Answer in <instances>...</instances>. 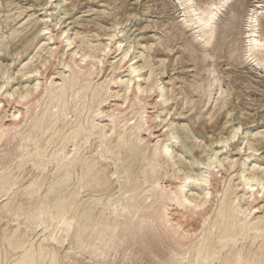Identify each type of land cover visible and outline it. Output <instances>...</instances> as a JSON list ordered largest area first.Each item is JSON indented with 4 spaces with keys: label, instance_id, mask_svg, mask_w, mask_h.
Instances as JSON below:
<instances>
[{
    "label": "bare ground",
    "instance_id": "bare-ground-1",
    "mask_svg": "<svg viewBox=\"0 0 264 264\" xmlns=\"http://www.w3.org/2000/svg\"><path fill=\"white\" fill-rule=\"evenodd\" d=\"M177 1L180 7L178 17L181 18L179 24L191 32L193 40L197 43L200 41L206 46L214 39L218 15L227 5L230 6L229 3L233 0H227V3L225 0ZM243 1L245 0H234L232 3L241 5ZM263 14L264 1L252 0L243 12V17H238L243 18L242 38H240L243 43L242 59L254 70L262 69V71L264 69V31L260 27V19ZM231 18L228 19L231 20ZM224 28L221 29L224 30ZM59 32L65 34V31L60 30ZM218 32L220 33V29L217 30V35ZM37 34L48 35L49 41L55 38L46 27L38 28ZM226 34L229 35V33ZM114 36L115 34H109L108 41L113 40ZM222 36L226 37L225 34ZM221 37L222 42L223 37ZM74 42L75 38H70L65 46L68 48ZM94 43L81 40L76 50L73 49L70 55L76 58L75 62L81 61L83 65L78 64V67H74V64H68V69L65 68L69 70L68 75L60 72L58 77L60 74L61 79L47 82L46 85L43 84L45 86L42 85L43 87H41V79L38 76L37 63L36 66H29V62L24 63L23 70L30 67V70H26H29L30 77L34 79L30 84L21 86L20 89H16L15 86L11 91L5 89V94L0 98V264H109L114 261L116 253L126 245L128 246L127 251L140 246L143 251L147 252V256L152 257L150 253L156 254L155 257L158 255V264H264V215L256 216V214L251 218L249 216L252 209L257 208L252 204L264 202V167L263 170L261 169V174L254 171L259 166H249L252 168L249 172L245 171L246 169L243 170L248 175H243L240 179L243 185L241 195H236L233 186L229 184L222 185L223 187L213 195L215 189L210 185L209 175L225 160L217 155V150L214 152L210 150L211 155L194 158L189 162H183L181 160L183 158L180 157L179 168L175 169L176 161L172 164L169 162L175 158L172 155L175 151V142L181 140L176 155L177 153L180 155L191 153L195 146L194 143L190 144L187 141L185 129L180 126L182 124L168 131L166 138L163 137L165 139L161 137L159 139L157 135H151L150 132L145 133L150 128L144 116L145 106L136 104L135 101L132 105H127L131 94L134 97L149 94L157 87L151 71L144 77V82L140 81L141 71L145 67L148 68L150 61L143 62L139 66H134L130 62L128 68L125 69L129 71L127 72L128 77L125 76L126 78L123 77L125 79L121 80L118 75L113 79V87L118 85L116 83L122 82L120 85L121 103L107 110L100 109L103 104H110V101H114V97H119V95L116 93V88V91L111 90L110 84L105 80L102 81L104 77L96 83H93L90 78L93 72L90 66L96 64L93 63L97 60L96 57L98 61L101 56L105 57L109 45L96 44L95 41ZM50 52H52L51 49L45 56H50ZM128 52L129 49L121 52L119 59L122 63L126 60ZM131 57L127 62L134 59V56ZM45 58H43L44 61ZM87 59L95 60L87 62ZM0 72L4 74L5 70L1 69ZM26 73L25 75H29ZM132 74H135L136 79H133ZM208 75L211 78L210 74ZM24 78L27 79L26 76ZM109 78L111 81L109 82L112 83V78ZM214 80L210 81L214 84L216 83ZM3 86L0 84V91ZM217 88L220 87L217 86ZM156 89L159 94L155 96L162 98L163 87L159 85ZM173 92L172 90L171 94ZM15 93L18 95L17 99H13ZM111 97L113 99H110ZM207 97L205 100H208ZM165 101V98L161 99V103ZM11 105H13L12 112L6 114L8 111L6 106ZM218 106L220 107L221 104ZM228 114L227 111L226 116ZM239 127L234 128L230 136L219 140L218 144L225 145L229 139L234 138ZM146 135L152 136V139L155 138L154 143L150 144ZM197 141L195 138V143ZM228 161L231 162V158ZM235 162L238 163V160ZM246 162L241 161V165L245 166ZM193 163L198 165L196 170L193 168L195 167ZM232 165L229 163V166ZM171 178L177 181H172ZM161 179H165L167 184H161ZM257 186L263 190V193H260L262 194L260 199L256 194L259 192ZM240 200L252 206L242 208L238 203ZM262 206L264 205L261 204L260 208ZM192 215H197L201 221L199 225L201 227L197 228L198 231L195 230L196 233L191 231L194 223L190 222L189 217ZM179 232L183 235L184 233L191 234L190 236L195 235V237L192 236L191 239L175 245L172 241L175 238L172 239L170 235L175 236L178 233L180 236ZM186 236L189 237V235ZM159 247H161L160 254L157 253ZM125 254L126 252L122 255L123 259Z\"/></svg>",
    "mask_w": 264,
    "mask_h": 264
},
{
    "label": "rangeland",
    "instance_id": "rangeland-1",
    "mask_svg": "<svg viewBox=\"0 0 264 264\" xmlns=\"http://www.w3.org/2000/svg\"><path fill=\"white\" fill-rule=\"evenodd\" d=\"M173 1L176 3H174ZM200 1H203V0H198L197 2H200ZM261 1H264V0H261ZM47 2H48V5H47ZM232 2H234V0L229 3L230 6L227 5L226 6L227 8L225 7L224 8L225 10L223 9L224 11L223 10L221 11V13L219 14L221 16L218 15V17L220 18L217 17V20H216L217 22L215 23V26L217 27L215 28V35L213 37L214 39H212L209 42V44L207 43V45L209 46H207L206 44H205L206 46H204V43L202 42L200 43L199 40H197L199 41L198 43L196 42V40H193L192 36L190 35L191 32L183 28L181 24H179L180 23L179 21L181 18L178 17V12H179L178 10L180 7L178 5L177 0H50V1L48 0H0V65L2 64L1 65L2 68L0 67V70L1 69L5 70L4 74H1L0 72V84L4 85L2 90L0 91V96H1L0 98H2L3 95L5 94L4 91L5 92L6 90L11 91L12 89H14V86L16 89H20L21 86L23 87L27 84H30V82L34 79L30 77V74H29L30 67L26 68L29 70H26V69H24L25 71L23 70V66L28 62H29L28 63L29 66H36V63H37L36 67L40 72V73L38 72V76L41 79V87H43L47 84V82L49 83L50 81L61 79L60 74L58 77V73L60 72L63 75L65 74L68 75L69 73V70H67L68 64L70 65L74 64L73 65L74 67H78V64L79 66L83 65V62L81 61L75 62L74 60L76 58L70 55V52L73 51V49L76 50V47L80 44L81 40L84 39V41H88L93 44H95L94 41L97 42L96 44H99V43L109 44L110 46L108 45V48L106 50L107 57L106 55L105 57L104 55L101 56V58H99L100 62L98 61V57L95 58L97 59L96 60L97 62L94 61L95 59H90V60L87 59V62L94 61L93 63L94 64L96 63L95 65L90 66L91 68L93 67L92 69L90 68L91 72L93 71L90 77L92 79V82L93 83L100 82V80L104 77L102 81L103 80L107 81V83L110 84L109 87L111 90L116 91L117 89L116 93H118L119 95V97L118 96L114 97L115 99L114 101H110V99H113V97H111L108 100V102L110 101V104H107V103L106 105L103 104L100 109L107 110L110 107H114L115 104L121 103L122 97L120 96V94L122 93V91L120 90L121 88L120 85L122 82L121 83L119 82L120 84L116 83V85L117 84L118 85L116 87H113L112 86L113 81H114L113 79H115L118 75H120L119 78L121 80H124L126 77H128L129 73L127 72L129 71H125V69L128 68L127 66L130 64V62L133 63L134 66H139L143 62L150 61V63H148L149 70L147 67H145L146 69L144 68V70L141 71V76L143 78L140 77V81L144 82V77L149 74V71H151L154 75L153 77H154L155 82L157 83V87L159 85L163 87L162 98H159L161 96H155L158 93V89H156L157 87H155L149 94L140 95L141 100L139 99L140 96L134 97V95L131 94L130 95L131 98L129 97L127 101V103L128 102L129 103L128 104L126 103L127 105L130 106L135 101L136 104L145 106L146 111L144 113V116L146 118L145 117L144 118L147 119V122L150 126L149 131H146L145 133L150 132V134L152 133L151 135H157L156 137H158L159 139L161 138L165 139L166 133L168 131H171L175 126H179V124L181 123L182 125L180 126L184 127L185 133L187 134V141L190 144L194 143L195 146L193 147L192 152L191 153L189 152L190 154L187 152L181 155L177 153L176 155V152H177L176 150L180 148L181 140L176 141L177 143L175 142V145H174L175 151H173V154H172L173 157L175 156V158H172V160L169 161L170 164L176 161L174 164L176 163L177 164L174 166V168L178 169L180 165L178 163V160L180 157L183 158V159L180 158L183 162H189V160L190 161L194 160V158L195 159L200 158V157L204 158L207 155H211L212 153L210 150H212V152L217 150L218 152L217 155L221 156L220 158L222 160L223 159L225 160L222 161L221 166L215 168L214 171H212L209 175L210 185H212L213 189H215L213 191V195H214V192L218 191L219 189L223 187L222 185L226 186L227 184H229V186H233V190L236 192V195H241L243 193V191L241 190L243 188L242 181L240 182V179H242V176L243 175L247 176L248 175L247 172L252 170V168H250L252 166L260 167V168L257 167V169L256 168L254 169V171H256L258 174H261L260 172H262L263 170L262 168L264 167V137H263L264 136V132H263L264 131V69L263 71L262 69L254 70V68H252L247 62L243 61L242 54H241V47L243 43L241 41L242 39L240 38H242L241 31H242V26H243L242 25L243 18L241 19L238 17H243V12H245L246 7L250 5L252 0H245L242 2L241 5H238V4L235 5ZM233 11L236 14H234ZM229 12H231V14ZM19 13H21L22 15ZM228 13L232 15L233 17L232 16H231L232 18L229 17L230 15L228 16ZM238 14L239 16H237ZM24 16L25 17L27 16V17L25 18ZM227 17L229 19L231 18V20H229ZM32 18L34 21L32 20ZM22 19L23 21H21ZM176 21L178 24L175 23ZM231 21H235V22H231ZM228 22H231L232 25L230 23L228 24ZM223 23L228 24V25H225ZM113 25L116 29H113L114 28L112 27ZM223 25H225L224 27H226V29L223 27ZM40 27L41 28L46 27L48 31H50V33L53 34V35L51 34L52 37H55L56 39L52 38L49 41L47 38L48 35H44V36L42 34L36 35V31ZM176 27L180 28V30L177 29ZM260 27L264 31V14L262 15L260 19ZM181 28L183 29L181 30ZM221 28H224V30ZM14 29H18V30H14ZM219 29H220V33L218 32V35L219 34L220 35L218 36L216 32ZM231 29L232 31H230ZM60 30L65 31V34H64L65 36L63 34H60L61 33L59 32ZM226 33H229V35H227ZM109 34H115L113 40L108 41ZM224 34L226 37L222 36L223 37L222 38L221 35H224ZM215 36H218V37H215ZM220 37L223 39L222 42H221ZM70 38H75V42L70 47L67 48L65 46V43ZM80 38L81 40H79ZM218 38L220 40H218ZM225 38H227L228 40ZM114 40H115V43H114ZM186 42L189 44H187ZM194 42H196L197 44ZM53 45L55 47H53ZM230 45H231V48H230ZM234 45L237 47H235ZM198 47L201 49L202 52L200 51ZM219 47L221 50L219 49ZM233 47H235V49L237 50H235ZM229 48L233 49V51L232 50L230 51ZM50 49L52 50V52H50L51 53L50 56L49 55L45 56L47 53L49 54ZM117 49H118V52H117ZM126 49H129L128 56L125 58L126 60H124L122 63V61H120L119 59L120 54L123 50H126ZM189 50L191 51L196 50V51L193 53ZM228 51L230 53V56H229ZM237 51L240 53H238ZM203 53H206L209 56H207L206 54L203 55ZM231 54L233 56H231ZM137 55H139V57ZM202 55L206 59L203 58ZM37 56H39V58ZM131 56L132 57L134 56V59L127 62V60H129ZM70 57L72 58L70 59ZM43 58H45V61L43 60ZM234 58H236L237 61ZM233 59L234 61H232ZM69 60H73V61H69ZM33 61L34 63H32ZM38 65H41V66L39 67ZM213 67H214V70H213ZM18 68H20V70ZM158 69L161 71H159ZM94 71L96 74L94 73ZM25 72H27L26 74H29V75H25ZM208 74H210L211 78L208 77L209 76ZM213 74L216 76V78L218 77L219 78L216 79L215 76L214 77L212 76ZM134 75L135 74H132V77L133 79H136V76L134 78ZM25 76L27 79L24 78ZM6 77H7V80H5ZM109 77L112 78V83H110L111 81ZM210 80L212 81L214 80L216 83L213 84L212 81ZM6 82L8 84H6ZM192 84L195 86V87L193 86L194 88L192 87ZM217 86L220 88L218 89ZM198 89L200 91H198ZM223 89H225L224 93H223ZM172 90L175 93L173 92V94H171ZM180 90L182 91V93ZM218 90H220V92ZM168 91H171V92H168ZM178 92L180 93L179 95H178ZM222 94H224L223 97H222ZM209 95L211 97H207ZM17 96H18L17 93H15L13 95V99H17L18 98ZM143 97H146V98L148 97L147 98L148 100ZM205 97H207L208 100H205L206 99ZM163 98H165L166 101L164 103H161V99ZM143 100H146V101H143ZM205 101H208V102H205ZM3 104L4 102L1 103V106ZM220 104L221 106L219 107L218 105ZM6 108L9 111V112L6 111L7 112L6 114H8L12 112L11 109L13 110V105L6 106ZM227 111L229 112V114L226 116ZM212 112L213 113L215 112V113L213 114ZM209 113H211V115H209ZM238 127L240 130L238 129L236 131V135L234 136V138L229 139V141L225 144L226 146L222 143L218 144L219 140H222L230 136V134L232 133V130ZM255 133L257 134L255 135ZM164 136L165 138H163ZM195 138L196 140H198L196 143H195ZM147 139L149 140L150 144L154 143L155 141L153 140L155 138L152 139V136H147ZM159 141L161 142V140ZM199 142L201 143L199 144ZM249 143L252 144L251 145L252 147L250 146ZM225 154H227L228 156ZM230 158L232 160L231 162L228 161L230 160ZM237 160H238V163L235 162ZM243 160L247 161L245 166L241 165V161ZM229 163L233 165L229 166ZM193 164L195 165V167H193L194 166ZM193 164H192V167L196 170V167L198 168V165L196 163H193ZM162 165L165 166V164H162ZM244 169H246L245 171L247 172L243 171ZM179 174L181 175V172H179ZM171 180L177 181L176 179L174 180L173 178H171ZM165 181H166L165 179L160 180L161 184H167ZM211 181H212V184H211ZM229 181L230 183H228ZM231 182L233 183L231 184ZM257 188L259 190V192L256 193L258 194L257 198L260 199L262 195L260 193H263V190L259 186H257ZM262 202L263 201H260L259 202L260 204L259 203L252 204L253 206L256 205L257 208L256 210L252 209L254 212L253 211L250 212L251 213L249 215L250 218L252 217V215L255 216L256 214H257L256 216L264 215V206L260 208L261 204L264 205V202L263 203ZM238 203L239 205H241L240 207L242 208L247 207V206H252V205L246 204L243 200H240ZM189 218H190L189 219L190 222L194 223V225L192 226V230L191 228L190 230L193 233H196L195 230L198 231V229L201 227L199 226L201 225L200 223L201 221L197 215H192ZM179 233L181 235L179 236V234L177 233L176 235L178 236L175 235L176 237L170 235L172 239L175 238L173 240L170 238L175 243V245H177V243L179 244V243L185 242V240L191 239L192 236L193 238L195 237V235L190 236L191 234L184 233L183 235L182 232H179ZM185 234L189 235V237H187ZM180 237H181V240H180ZM178 240L179 242H177ZM124 247L116 253V255L114 256L115 258L114 261L111 263L109 262V264H156V263L158 264L159 262V257H157L158 255L156 256L157 257L156 258L155 257L156 254L150 253L153 256L149 257L147 256V252L143 251V249L140 246H138V248L137 246L130 248L128 249V251H127L128 246L126 245ZM158 249L159 250L157 253L160 254L161 247H159ZM123 251L126 252L124 259L122 258V255L124 253Z\"/></svg>",
    "mask_w": 264,
    "mask_h": 264
},
{
    "label": "snow or ice",
    "instance_id": "snow-or-ice-1",
    "mask_svg": "<svg viewBox=\"0 0 264 264\" xmlns=\"http://www.w3.org/2000/svg\"><path fill=\"white\" fill-rule=\"evenodd\" d=\"M225 3H227V0H225ZM221 7H223V5H221ZM215 17H214V15H213V19H214Z\"/></svg>",
    "mask_w": 264,
    "mask_h": 264
}]
</instances>
